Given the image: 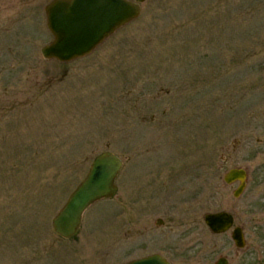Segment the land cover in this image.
Segmentation results:
<instances>
[{
    "label": "rangeland",
    "instance_id": "rangeland-1",
    "mask_svg": "<svg viewBox=\"0 0 264 264\" xmlns=\"http://www.w3.org/2000/svg\"><path fill=\"white\" fill-rule=\"evenodd\" d=\"M20 2L0 0V264L119 260L110 230L138 194H206L257 248L234 261L264 262V0H149L121 39L65 64L44 59L51 34ZM106 149L124 162L117 194L86 210L76 238L58 236L54 216ZM233 167L249 174L238 198L223 180ZM206 212L193 241H230Z\"/></svg>",
    "mask_w": 264,
    "mask_h": 264
},
{
    "label": "flooded vegetation",
    "instance_id": "flooded-vegetation-1",
    "mask_svg": "<svg viewBox=\"0 0 264 264\" xmlns=\"http://www.w3.org/2000/svg\"><path fill=\"white\" fill-rule=\"evenodd\" d=\"M54 1L55 0H26L25 3H18L16 7L20 13L31 12L33 15L41 17L42 21L46 23L52 39L41 48V54L44 59L65 64L70 61H61L58 58H47L43 54V48L50 44L54 39V35L48 27V7ZM125 1L137 5L138 15L131 20L122 21L115 27L114 31L106 35L89 54H100L97 52L104 44L114 39H121V36H123L121 35V32H125L130 24L139 20L143 13L144 4L149 0ZM25 4L29 6H25ZM117 7H119L115 10L117 12L125 9L124 5H118ZM117 12L111 13V15L117 16ZM117 48V52H114L116 54L126 52L124 51V47ZM109 50H115V48L108 47L104 49L105 52H108ZM89 54L83 57H86ZM105 54L113 53L108 52ZM115 195L116 194L106 198L114 199ZM233 195L238 198L242 194L239 196H235V194ZM132 201L139 204L138 212H136V214L131 213L132 202H130L129 197H124L121 206L122 223H116L115 227L110 230V237H112L111 242L114 247L113 251L116 253L114 257H120V259L99 264H127L136 260L156 258L162 259L169 264H192L194 259L196 261L200 260V264H218L220 260L223 261V264H241L239 261H234V258L232 257L235 256L239 258L249 255V259H251L257 253L256 246H250V244H248L245 227L240 223H236L235 213L232 210L208 212V197L206 194H204L202 198L199 197V194H138L137 200ZM204 208L207 211L206 214H204V226H206L211 234L215 236L224 235L230 231L232 236L230 241H222L219 244L213 243L208 246L205 245L204 241H193L192 233L195 221L193 216L194 214H201ZM221 211H226L233 215V225L225 232L216 233L207 224L206 216L209 213ZM133 215H137L136 221L132 220V222H130L129 220ZM237 227H240L243 230L245 236V245L242 247L238 246L233 238V230ZM116 241H119L118 245L116 244ZM201 246H203V248H201ZM216 248L219 251V255L217 258H214L213 262H210L209 260L213 258L211 257V254ZM246 264H264V262L256 263L249 261Z\"/></svg>",
    "mask_w": 264,
    "mask_h": 264
},
{
    "label": "water",
    "instance_id": "water-1",
    "mask_svg": "<svg viewBox=\"0 0 264 264\" xmlns=\"http://www.w3.org/2000/svg\"><path fill=\"white\" fill-rule=\"evenodd\" d=\"M143 1V0H142ZM124 5V10H117ZM117 12L116 15L111 13ZM138 15L137 5L125 0H55L48 7V27L53 41L43 48L47 58L71 61L89 54L103 38L112 33L122 21ZM123 160L110 150L98 154L83 180L70 194L68 200L53 218L54 232L64 238H74L80 233L83 214L94 202L116 194L117 177ZM227 184L238 182L233 194H243L247 187L248 171L244 167L230 168L223 177ZM233 215L226 211L209 213L206 222L216 233H222L233 225ZM238 246L245 245L243 230H233ZM127 264H169L162 259H143ZM218 264H223L220 260Z\"/></svg>",
    "mask_w": 264,
    "mask_h": 264
}]
</instances>
